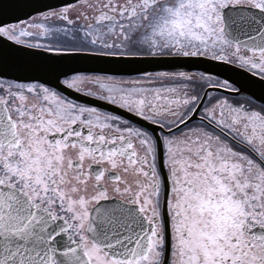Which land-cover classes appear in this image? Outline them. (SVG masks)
<instances>
[{
	"label": "snow or ice",
	"instance_id": "snow-or-ice-1",
	"mask_svg": "<svg viewBox=\"0 0 264 264\" xmlns=\"http://www.w3.org/2000/svg\"><path fill=\"white\" fill-rule=\"evenodd\" d=\"M0 264H264V0H0Z\"/></svg>",
	"mask_w": 264,
	"mask_h": 264
},
{
	"label": "water",
	"instance_id": "water-1",
	"mask_svg": "<svg viewBox=\"0 0 264 264\" xmlns=\"http://www.w3.org/2000/svg\"><path fill=\"white\" fill-rule=\"evenodd\" d=\"M73 95H75V94H73Z\"/></svg>",
	"mask_w": 264,
	"mask_h": 264
}]
</instances>
